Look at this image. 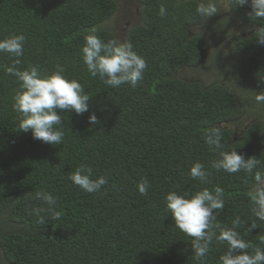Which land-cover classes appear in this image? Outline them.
I'll list each match as a JSON object with an SVG mask.
<instances>
[{
	"label": "trees",
	"instance_id": "16d2710c",
	"mask_svg": "<svg viewBox=\"0 0 264 264\" xmlns=\"http://www.w3.org/2000/svg\"><path fill=\"white\" fill-rule=\"evenodd\" d=\"M138 1L140 22L120 39L108 25L119 9L117 0H0V39L26 37L17 67L38 66L47 75L61 64L64 75L78 80L91 96L89 112L57 109L63 119L62 144L36 140L31 131H21L20 115L13 109L20 85L5 66L15 58L0 53V264H197L192 238L175 227L165 197L170 191L194 193L216 185L224 189L225 201L218 221L231 227L239 217L242 238L264 247L259 243L264 222L252 214L248 196L254 181L242 171L213 169L218 153L204 141L208 130L219 127L223 150L255 156L261 161L257 170L264 172V115L245 126L240 120L245 112L261 115L264 104L250 107L235 87L205 84L186 72L198 73L207 64L222 70V57L212 49L215 36L195 29L208 24L212 32L223 33L231 19L218 0H213L218 12L208 18L196 12L201 0ZM226 2L235 21L249 28L245 36L235 37L234 46L254 60V87L246 90L264 92V44L257 40L264 19L250 17V5ZM161 5L167 9L164 17ZM93 28L104 41H130L147 61L144 79L135 88L109 87L87 71L81 49ZM247 79L240 80L242 87L251 82ZM92 112L100 121L96 125L88 120ZM231 121L240 127L235 140ZM196 161L211 172L209 183L189 177ZM82 164L93 169V179H108L100 192H83L69 179ZM142 178L150 183L146 196L137 190ZM38 191L59 198L60 219L46 215L40 224L30 214L34 207H47L36 199ZM253 221L258 227L249 232ZM226 251V245L214 241L206 264H218Z\"/></svg>",
	"mask_w": 264,
	"mask_h": 264
},
{
	"label": "clouds",
	"instance_id": "9594fccd",
	"mask_svg": "<svg viewBox=\"0 0 264 264\" xmlns=\"http://www.w3.org/2000/svg\"><path fill=\"white\" fill-rule=\"evenodd\" d=\"M179 2V0H178ZM238 6L250 5L252 18L264 19V0H237ZM196 12L201 17H211L218 12L217 4L213 0H201ZM159 15H167V9L160 6ZM95 28L84 37V46L81 49V58L87 71L92 77H99L107 86L119 88L128 84L135 88L143 79L147 68V61L139 55L133 44L117 39L102 40ZM258 42L264 44V27L258 31ZM23 34L11 35L0 39V53H6L13 59L10 66H5V72L14 76L19 82V90L13 97V109L20 115L19 128L27 133L31 131L36 140L44 143L59 145L63 143V119L57 109L75 112L77 115L89 112L91 96L84 86L76 79H69L64 75L65 68L61 64L55 66V71L44 75L38 66L31 65L21 70L24 55ZM258 104H264V92L255 96ZM91 125L100 121L92 112L88 117ZM222 132L219 127H212L204 134V141L209 148L218 153L211 167L217 172L223 170L229 174L244 172L251 177L254 183L249 189L251 212L254 217L264 222V172L257 170L261 165L260 159L255 156L245 158L236 150L225 151L222 143ZM93 169L82 164L69 179L86 193H98L108 184L105 176L92 178ZM192 180L201 184L209 183L211 172L206 170L205 164L196 161L188 172ZM247 182V181H246ZM150 183L147 178L137 182V190L141 195H147ZM36 199L47 207H34L30 214L37 217L40 224L45 223L47 215L51 220L61 217L57 210L59 198L48 191H38ZM166 210L175 221V227L191 237L193 258L197 264H206L213 242L224 244L227 251L220 255L218 264H264V247L254 246L251 241L242 238L237 231L240 227V218L232 221L231 227H225L217 217L225 207L224 189L216 185L212 189L204 187L194 193L170 191L166 197ZM258 226L253 221L248 227L251 232ZM259 243L264 245V237ZM252 249L251 252L248 250Z\"/></svg>",
	"mask_w": 264,
	"mask_h": 264
},
{
	"label": "rangeland",
	"instance_id": "374dc122",
	"mask_svg": "<svg viewBox=\"0 0 264 264\" xmlns=\"http://www.w3.org/2000/svg\"><path fill=\"white\" fill-rule=\"evenodd\" d=\"M119 4V9L116 12V14L113 16L112 19L109 20L108 25L112 27L113 31L116 33V35L123 39L126 35L127 29L132 25H137L140 22V16L138 14L140 3L138 0H117ZM227 0H218L219 6L222 8L223 12L229 16V18L232 21L231 28L223 33L219 32H212V28L209 27L208 24H204L203 26H200L195 29L197 33L208 35L210 33V37H213V45L212 49L215 54L220 55L222 57V70L216 71L214 66L207 64L204 68H202V71L196 73V72H189L188 77L189 78H195L198 81H202L205 84L210 83H225L229 85L230 87H235L237 92L241 93L243 96L247 95L246 92H248L246 89L247 87L253 88L254 87V79L251 76V70L253 66V61L248 60L241 56V53H237L235 51V37L243 36L248 33L249 28L244 27L240 25L237 21L234 19V14L230 13L229 7L227 5ZM248 74V75H247ZM251 79V82H245L244 86H241L240 80L243 78ZM247 79V80H248ZM241 86V88L239 87ZM245 90H242V89ZM246 98V96H245ZM250 104V107H256L257 102L255 100V95L250 93L248 97ZM260 106L261 115L255 114V117L264 115V107ZM263 110V111H262ZM248 120L249 117H253L252 113L246 115ZM247 119L242 121V125L244 126L247 121ZM235 122L232 124H229V127L234 128Z\"/></svg>",
	"mask_w": 264,
	"mask_h": 264
},
{
	"label": "flooded vegetation",
	"instance_id": "af4514ba",
	"mask_svg": "<svg viewBox=\"0 0 264 264\" xmlns=\"http://www.w3.org/2000/svg\"><path fill=\"white\" fill-rule=\"evenodd\" d=\"M138 14H139V11H138ZM243 36H245V35H243ZM242 57H246L248 60H252L253 61V64H254V60L252 59V58H249L248 56H242ZM245 58V59H246ZM248 75V74H247ZM248 78V77H247ZM252 92V94L254 93V91H251ZM249 93L250 92H248V94L246 95V98H247V102H249V100H248V97H249ZM259 93H261V92H259ZM258 94V93H257ZM254 95H256V94H254ZM251 104V103H250ZM264 106V105H263ZM244 115L246 116L247 114H246V112L244 113ZM243 117L244 119H247L248 120V118H247V116L246 117ZM255 119H260V117H251V119H250V117H249V120L247 121V123H250V122H252V121H254ZM240 120H242L243 121V119H240ZM231 123L233 124L234 122L233 121H231ZM238 122H236V124H234V130H235V134H234V140L237 138V136H238V134L240 133V127L238 126V124H237ZM247 123L245 124V125H247ZM244 125V126H245Z\"/></svg>",
	"mask_w": 264,
	"mask_h": 264
}]
</instances>
